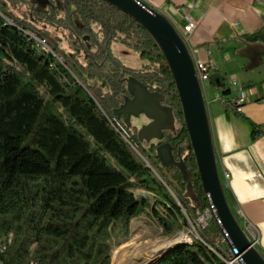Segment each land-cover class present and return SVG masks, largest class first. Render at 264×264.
<instances>
[{
  "label": "trees",
  "instance_id": "16d2710c",
  "mask_svg": "<svg viewBox=\"0 0 264 264\" xmlns=\"http://www.w3.org/2000/svg\"><path fill=\"white\" fill-rule=\"evenodd\" d=\"M23 30L46 38L53 54ZM248 39L264 42V28ZM114 46L143 65L126 66ZM130 78L170 110L176 129L162 142L140 141L136 127L113 117L130 97ZM208 85L222 98L230 93L209 69ZM207 207L178 95L150 36L101 0H0V264H111L132 219L147 213L170 237ZM219 236L211 221L200 243L156 264H224Z\"/></svg>",
  "mask_w": 264,
  "mask_h": 264
},
{
  "label": "crops",
  "instance_id": "0c3cea01",
  "mask_svg": "<svg viewBox=\"0 0 264 264\" xmlns=\"http://www.w3.org/2000/svg\"><path fill=\"white\" fill-rule=\"evenodd\" d=\"M141 1L178 30L193 20L195 28L186 36L193 60L225 79L228 96L210 85L208 95L203 92L217 167L232 213L244 231L253 226L255 248L264 257V42L248 39L264 28V0ZM113 51L134 55L120 46ZM241 94L246 102L237 114L228 102ZM137 119L131 125L138 130L149 123L138 127L132 124Z\"/></svg>",
  "mask_w": 264,
  "mask_h": 264
},
{
  "label": "water",
  "instance_id": "95a60500",
  "mask_svg": "<svg viewBox=\"0 0 264 264\" xmlns=\"http://www.w3.org/2000/svg\"><path fill=\"white\" fill-rule=\"evenodd\" d=\"M101 1L129 16L150 36L159 49L179 98L183 122L195 158L202 190L210 197L211 203L217 210L221 229L228 235L233 248L245 264H264V257L252 244L226 200L217 167L203 86L198 79L193 56L185 40L166 16L142 2L139 5L136 0ZM127 91L130 97L113 112V117L121 119L127 126H132V119L143 116L149 123L140 128L138 139L146 143L162 142L164 131L172 130L174 119L170 110L161 105V96L149 93L141 83L132 78L127 80ZM159 157L163 166L172 164L171 155L165 146L159 149ZM146 164H148L147 161ZM185 246L189 245L180 244L163 251L150 264H156L173 249Z\"/></svg>",
  "mask_w": 264,
  "mask_h": 264
},
{
  "label": "rangeland",
  "instance_id": "374dc122",
  "mask_svg": "<svg viewBox=\"0 0 264 264\" xmlns=\"http://www.w3.org/2000/svg\"><path fill=\"white\" fill-rule=\"evenodd\" d=\"M60 48L66 50V45L63 43L60 45ZM118 57L126 66L131 68H140L143 65V63L135 55H132L126 51L124 53L119 54ZM202 88L205 96L208 95V90H209L208 82H205ZM132 122L133 125L139 127L142 124H146L147 120H145L143 117H140L139 119L133 120ZM175 129H176V125H173L171 131L174 132ZM156 143H157L156 141L151 142V144L154 145ZM144 162L146 163L145 160ZM179 167H181V163H179ZM163 173L165 174L166 179L171 180L170 173H167L165 170L163 171ZM156 177L158 180L163 182V180L157 174ZM135 194L139 195L142 194V192L135 191ZM146 196L149 200V203L152 205L153 204L152 196L150 195H146ZM172 196L174 197L173 194ZM186 198L189 203H192L194 201V196L191 192L187 193ZM146 214L147 213L139 216L138 218L131 220L128 236L126 238H121V244L118 247L114 248V250L111 252V264H113L112 260H113L114 252L118 250L119 253H121L126 248L127 249L130 248V249L128 250L127 253L124 254V257L121 260V264H150L151 262L155 261L163 252L161 251L163 245L162 242L170 241L172 238H174L173 236L179 232L187 233L188 231H192L191 228L188 226L187 228H184L182 231L176 232L170 237H165L162 235V230L158 226L153 224L148 219ZM189 237L191 239V242L186 243L189 246L192 245L193 241L195 243H200V241L196 237V234L193 231ZM152 250H157V253L153 256H150V252ZM145 257H151V258L145 260Z\"/></svg>",
  "mask_w": 264,
  "mask_h": 264
},
{
  "label": "built area",
  "instance_id": "2783aa9c",
  "mask_svg": "<svg viewBox=\"0 0 264 264\" xmlns=\"http://www.w3.org/2000/svg\"><path fill=\"white\" fill-rule=\"evenodd\" d=\"M140 2L142 1L136 0V3L139 5ZM186 21H187L186 25L181 30L177 29L178 32L183 37V39L185 40V42H186V36L190 34L195 28V22H193V20L187 18ZM22 32L24 33L25 36L29 37V39L33 43H38L39 47H41V53L53 54V51L51 50V47L46 38L41 37L33 32L24 31V30ZM194 64L198 79L203 86L205 82H208V67L201 62L194 61ZM245 102H246L245 97L244 95L241 94L238 98L228 102V104L235 111V113L239 114L242 112V106L245 104ZM223 179L227 182L229 179V175L224 173ZM206 198L208 202V207L205 209L203 214L194 221V228H201L203 232L209 226L210 222L214 221L220 229V236L216 240L214 246H216V248H219V250H229L230 254L233 255V260L236 261L237 264H245L241 256L238 255L236 249L233 248L232 243L228 238V235L221 229V222L217 216V210L214 207V205L211 203L210 197L206 195ZM244 232L249 237L250 241L254 246L258 244L256 235H254L253 226L249 225L248 227H246V230ZM190 234L191 233H189V235Z\"/></svg>",
  "mask_w": 264,
  "mask_h": 264
},
{
  "label": "bare ground",
  "instance_id": "6f19581e",
  "mask_svg": "<svg viewBox=\"0 0 264 264\" xmlns=\"http://www.w3.org/2000/svg\"><path fill=\"white\" fill-rule=\"evenodd\" d=\"M36 44H37V47H39L38 43H36ZM188 226L196 234L197 239H199V237L202 233L201 228H194V221L191 222L189 220H188ZM192 231H188L187 233L181 232V233H179V235L172 238L170 241L162 242L163 245H162L161 251L168 250L170 248L175 247L176 245L190 243L191 239L189 237L190 236L189 233H192ZM129 249L126 248L121 253H119L118 250L115 251L114 256H113V260H112L113 264H121V260L124 257V254L127 253ZM156 253H157V250H152L150 252V256H153ZM215 253L220 257V259L224 262V264H237L236 261L233 260V255L230 254L229 250H219V248H216ZM148 258L150 259L151 257H145V260H147Z\"/></svg>",
  "mask_w": 264,
  "mask_h": 264
}]
</instances>
